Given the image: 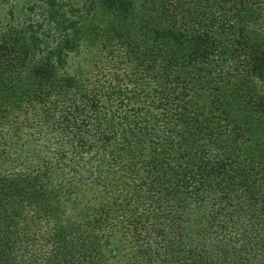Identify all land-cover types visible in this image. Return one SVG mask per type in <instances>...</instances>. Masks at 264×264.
<instances>
[{
	"label": "trees",
	"instance_id": "trees-1",
	"mask_svg": "<svg viewBox=\"0 0 264 264\" xmlns=\"http://www.w3.org/2000/svg\"><path fill=\"white\" fill-rule=\"evenodd\" d=\"M63 2L0 32V264H264V0Z\"/></svg>",
	"mask_w": 264,
	"mask_h": 264
},
{
	"label": "rangeland",
	"instance_id": "rangeland-1",
	"mask_svg": "<svg viewBox=\"0 0 264 264\" xmlns=\"http://www.w3.org/2000/svg\"><path fill=\"white\" fill-rule=\"evenodd\" d=\"M36 0H0V32L6 24L9 23V13L14 12L16 19H24L27 15V9ZM101 0H64L63 3L69 6L76 7L79 12L77 13V19L82 17V24L84 27L89 28L92 25L100 24L102 26L108 25L112 16L103 11ZM137 4L140 5L144 0H136ZM96 9H95V8ZM93 12V13H91ZM102 12V13H101ZM87 44L82 42V46L77 53H74L69 60V71L72 73L78 72L83 66L85 60L88 58L89 52L86 50ZM115 246L118 245L116 241L113 243ZM114 248V246H112ZM119 260V261H118ZM121 261V262H120ZM110 264H126L122 259H113Z\"/></svg>",
	"mask_w": 264,
	"mask_h": 264
}]
</instances>
